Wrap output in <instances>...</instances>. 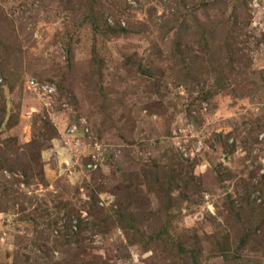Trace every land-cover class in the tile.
Segmentation results:
<instances>
[{
    "label": "rangeland",
    "instance_id": "rangeland-1",
    "mask_svg": "<svg viewBox=\"0 0 264 264\" xmlns=\"http://www.w3.org/2000/svg\"><path fill=\"white\" fill-rule=\"evenodd\" d=\"M0 122V264H264V0H0Z\"/></svg>",
    "mask_w": 264,
    "mask_h": 264
},
{
    "label": "trees",
    "instance_id": "trees-1",
    "mask_svg": "<svg viewBox=\"0 0 264 264\" xmlns=\"http://www.w3.org/2000/svg\"><path fill=\"white\" fill-rule=\"evenodd\" d=\"M0 124H1V122H0ZM222 256H223L224 258L227 257V255H226L224 252L222 253Z\"/></svg>",
    "mask_w": 264,
    "mask_h": 264
}]
</instances>
